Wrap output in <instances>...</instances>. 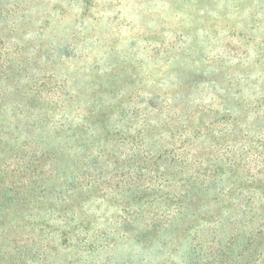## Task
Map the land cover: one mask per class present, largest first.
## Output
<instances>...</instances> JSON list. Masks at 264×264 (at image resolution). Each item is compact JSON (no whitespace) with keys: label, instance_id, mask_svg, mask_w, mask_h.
<instances>
[{"label":"trees","instance_id":"trees-1","mask_svg":"<svg viewBox=\"0 0 264 264\" xmlns=\"http://www.w3.org/2000/svg\"><path fill=\"white\" fill-rule=\"evenodd\" d=\"M29 4L0 0V264L47 261L52 243L73 241L86 253L124 241L131 263L177 264L181 240V264H264L258 82L231 92L216 77L197 79L176 84L172 98L106 102L83 101L65 75L40 107L19 102L15 65L26 71L28 32L41 40L46 27H32ZM90 202L115 213L100 227Z\"/></svg>","mask_w":264,"mask_h":264},{"label":"rangeland","instance_id":"rangeland-1","mask_svg":"<svg viewBox=\"0 0 264 264\" xmlns=\"http://www.w3.org/2000/svg\"><path fill=\"white\" fill-rule=\"evenodd\" d=\"M25 1L31 3L27 16L32 27L42 22L46 27L41 40L28 32L22 62L26 71H18V64L13 69L19 102L24 98V103L40 107L65 75L70 77L68 90H80L83 101L140 100L152 93L172 98L176 84L197 79L205 83L214 77L231 92L257 82L264 91V0ZM9 84L4 92H10ZM90 84L98 87L90 89ZM34 86L43 94L26 93ZM203 88L198 96L213 100L212 92ZM30 122V117L25 119V124ZM87 211L102 216L100 227L115 213L95 202ZM52 244L47 261L33 264H134L131 243L124 241L90 253L74 241ZM176 244L172 259L181 264L185 240Z\"/></svg>","mask_w":264,"mask_h":264}]
</instances>
